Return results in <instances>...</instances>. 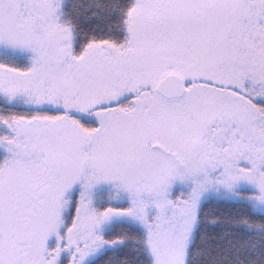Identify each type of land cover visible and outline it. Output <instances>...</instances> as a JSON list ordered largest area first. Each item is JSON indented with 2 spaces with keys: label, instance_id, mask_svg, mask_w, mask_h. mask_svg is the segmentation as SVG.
Here are the masks:
<instances>
[{
  "label": "snow or ice",
  "instance_id": "snow-or-ice-1",
  "mask_svg": "<svg viewBox=\"0 0 264 264\" xmlns=\"http://www.w3.org/2000/svg\"><path fill=\"white\" fill-rule=\"evenodd\" d=\"M0 264H264V0H0Z\"/></svg>",
  "mask_w": 264,
  "mask_h": 264
}]
</instances>
